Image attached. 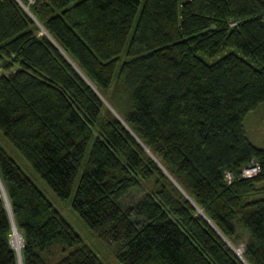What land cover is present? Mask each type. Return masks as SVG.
<instances>
[{
  "label": "trees",
  "instance_id": "trees-1",
  "mask_svg": "<svg viewBox=\"0 0 264 264\" xmlns=\"http://www.w3.org/2000/svg\"><path fill=\"white\" fill-rule=\"evenodd\" d=\"M20 2L0 0V134L24 161L0 146V183L20 264H103L26 165L61 202L73 193L119 264H264V150L243 126L264 103V0ZM12 234L0 195V264H17Z\"/></svg>",
  "mask_w": 264,
  "mask_h": 264
},
{
  "label": "rangeland",
  "instance_id": "rangeland-1",
  "mask_svg": "<svg viewBox=\"0 0 264 264\" xmlns=\"http://www.w3.org/2000/svg\"><path fill=\"white\" fill-rule=\"evenodd\" d=\"M26 7V6H25ZM245 134L250 143L254 146L264 150V103L257 106L255 110L248 113L243 120ZM0 146L2 149L21 167L24 161L19 157L16 151L12 148L10 143L0 134ZM26 165V164H25ZM25 173L31 178L37 188L42 192L49 203L59 212V214L66 220L70 227L79 235L82 242L90 249L103 264H119L113 255L110 254L109 246L104 241L95 237L93 232L79 219L70 207V200L72 194L66 202H61L49 187L37 177V175L26 165ZM2 195V194H1ZM141 193L138 189L131 190L121 201L122 208L129 207L136 203L141 198ZM238 243L231 247L234 253L240 255L243 252V244L248 237L246 231L236 226ZM13 235V234H12ZM19 236V235H18ZM11 242L12 236L10 235ZM21 246V244H20ZM237 254V255H238Z\"/></svg>",
  "mask_w": 264,
  "mask_h": 264
},
{
  "label": "built area",
  "instance_id": "built-area-1",
  "mask_svg": "<svg viewBox=\"0 0 264 264\" xmlns=\"http://www.w3.org/2000/svg\"><path fill=\"white\" fill-rule=\"evenodd\" d=\"M28 4L33 3V0H26ZM259 172V166L254 163L253 161L250 162L247 166L241 169V174L240 176L242 178H249L254 175H256ZM232 180V175L230 172H225L224 173V182L229 184Z\"/></svg>",
  "mask_w": 264,
  "mask_h": 264
},
{
  "label": "water",
  "instance_id": "water-1",
  "mask_svg": "<svg viewBox=\"0 0 264 264\" xmlns=\"http://www.w3.org/2000/svg\"><path fill=\"white\" fill-rule=\"evenodd\" d=\"M18 3H19V5L24 9V11L25 12H27L28 13V10H27V8L20 2V0H16ZM0 195H1V192H0ZM1 198H2V200H3V203H4V207H5V209H6V212H7V215H8V217H9V220H10V224H11V228H12V230L13 229H15L14 228V224H13V221H12V217H11V213H10V210H9V205H8V202H7V200L5 199H3V197H2V195H1ZM19 238H20V244L22 243V239H21V237L19 236ZM10 245H11V239H10ZM11 247H12V245H11ZM13 248V247H12ZM13 250L15 251V253H16V256H17V264H20V255H19V252H16V250L13 248ZM233 251V250H232ZM236 255H237V253H235ZM238 257H240L239 255H237Z\"/></svg>",
  "mask_w": 264,
  "mask_h": 264
},
{
  "label": "bare ground",
  "instance_id": "bare-ground-1",
  "mask_svg": "<svg viewBox=\"0 0 264 264\" xmlns=\"http://www.w3.org/2000/svg\"><path fill=\"white\" fill-rule=\"evenodd\" d=\"M0 192L2 194L3 199L5 200L6 199V195H5V192H4V189H3L2 185H1V183H0ZM11 245L16 250V252H19V249H20V238H19L18 233L16 232L15 229H13ZM235 252L237 253V251H235Z\"/></svg>",
  "mask_w": 264,
  "mask_h": 264
}]
</instances>
